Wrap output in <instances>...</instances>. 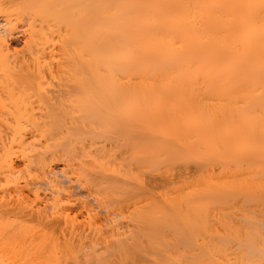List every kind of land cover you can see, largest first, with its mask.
<instances>
[{
    "label": "bare ground",
    "instance_id": "obj_1",
    "mask_svg": "<svg viewBox=\"0 0 264 264\" xmlns=\"http://www.w3.org/2000/svg\"><path fill=\"white\" fill-rule=\"evenodd\" d=\"M0 264H264V0H0Z\"/></svg>",
    "mask_w": 264,
    "mask_h": 264
},
{
    "label": "rangeland",
    "instance_id": "obj_2",
    "mask_svg": "<svg viewBox=\"0 0 264 264\" xmlns=\"http://www.w3.org/2000/svg\"><path fill=\"white\" fill-rule=\"evenodd\" d=\"M148 250H149V249H148ZM148 250H146V252H147ZM146 254H147V253H146ZM147 255H148V254H147ZM151 256L154 257V255H152V254H149V255H148L149 258H153V257H151Z\"/></svg>",
    "mask_w": 264,
    "mask_h": 264
}]
</instances>
